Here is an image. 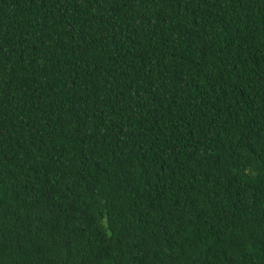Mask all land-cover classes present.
I'll use <instances>...</instances> for the list:
<instances>
[{"label":"trees","instance_id":"trees-1","mask_svg":"<svg viewBox=\"0 0 264 264\" xmlns=\"http://www.w3.org/2000/svg\"><path fill=\"white\" fill-rule=\"evenodd\" d=\"M0 264H264V0H0Z\"/></svg>","mask_w":264,"mask_h":264}]
</instances>
